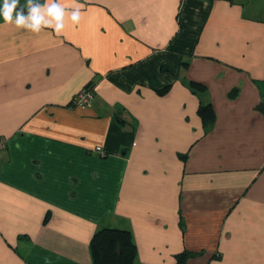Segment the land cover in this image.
Here are the masks:
<instances>
[{
	"label": "crops",
	"instance_id": "crops-1",
	"mask_svg": "<svg viewBox=\"0 0 264 264\" xmlns=\"http://www.w3.org/2000/svg\"><path fill=\"white\" fill-rule=\"evenodd\" d=\"M59 2L60 35L0 17V264H93L102 227L133 264H264V0Z\"/></svg>",
	"mask_w": 264,
	"mask_h": 264
},
{
	"label": "clouds",
	"instance_id": "clouds-1",
	"mask_svg": "<svg viewBox=\"0 0 264 264\" xmlns=\"http://www.w3.org/2000/svg\"><path fill=\"white\" fill-rule=\"evenodd\" d=\"M83 5L66 9L59 0H26L21 6L19 0H3L0 5V17L9 25L17 29H24L32 33H40L43 29H51L55 34L60 35L65 28L66 18L73 24L80 22Z\"/></svg>",
	"mask_w": 264,
	"mask_h": 264
},
{
	"label": "trees",
	"instance_id": "trees-1",
	"mask_svg": "<svg viewBox=\"0 0 264 264\" xmlns=\"http://www.w3.org/2000/svg\"><path fill=\"white\" fill-rule=\"evenodd\" d=\"M192 87L199 88V82L192 81ZM198 113L206 123L212 120L213 112L209 106H200ZM135 243L128 229L102 227L90 242L93 264H133ZM190 252L182 251L175 255L174 264H185Z\"/></svg>",
	"mask_w": 264,
	"mask_h": 264
},
{
	"label": "built area",
	"instance_id": "built-area-1",
	"mask_svg": "<svg viewBox=\"0 0 264 264\" xmlns=\"http://www.w3.org/2000/svg\"><path fill=\"white\" fill-rule=\"evenodd\" d=\"M40 1V0H39ZM93 90L89 86H84L81 88L71 99L73 105H86L89 104L93 99ZM5 146V138L0 136V149ZM97 150L100 148L97 147Z\"/></svg>",
	"mask_w": 264,
	"mask_h": 264
}]
</instances>
